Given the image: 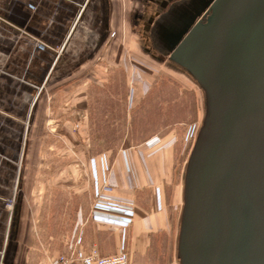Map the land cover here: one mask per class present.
<instances>
[{
  "label": "rangeland",
  "instance_id": "374dc122",
  "mask_svg": "<svg viewBox=\"0 0 264 264\" xmlns=\"http://www.w3.org/2000/svg\"><path fill=\"white\" fill-rule=\"evenodd\" d=\"M125 1L135 12L123 22L131 28L124 29L120 43L91 47L92 56L76 62L74 75L42 91L31 116L21 185L2 202L9 214L13 210V235L20 222L25 223L20 264H48L49 258L67 251V238H79L77 231L71 238L65 236L69 220L85 218L80 215L92 202L91 159L98 161L103 154L109 163L113 153L126 148L147 154L148 164L155 168L164 166L161 176L167 179V222L149 236V228L141 230V217L136 216L132 243H123L129 264H178L175 245L182 178L203 116V95L192 78L152 50L139 22L144 0ZM166 154L172 161L168 176ZM13 160L18 165V157ZM147 192L139 199V215L149 209ZM35 220L41 222L40 242L47 245L40 250L33 245L39 243ZM75 223L81 226V221Z\"/></svg>",
  "mask_w": 264,
  "mask_h": 264
},
{
  "label": "water",
  "instance_id": "95a60500",
  "mask_svg": "<svg viewBox=\"0 0 264 264\" xmlns=\"http://www.w3.org/2000/svg\"><path fill=\"white\" fill-rule=\"evenodd\" d=\"M144 2L139 22L152 50L203 95L182 178L177 262L264 264V0Z\"/></svg>",
  "mask_w": 264,
  "mask_h": 264
},
{
  "label": "crops",
  "instance_id": "0c3cea01",
  "mask_svg": "<svg viewBox=\"0 0 264 264\" xmlns=\"http://www.w3.org/2000/svg\"><path fill=\"white\" fill-rule=\"evenodd\" d=\"M126 3L123 0H0V264H20L25 252L21 239L25 223L20 222L13 235V210L9 214L2 202L21 185V162L28 125L37 101L48 85L54 86L74 75L76 62L87 61L92 56L91 47L120 43L124 29L131 28L123 22L135 12ZM15 157L19 159L18 165L13 160ZM146 157L147 154L129 148L112 154L105 174L111 189L105 193L116 200L131 203L134 215L131 224L124 228L95 221L90 217L92 202H89L85 215H80L85 218H71L65 236L71 238L77 233L81 253L97 245L101 254L108 255L120 243L131 245L134 234L131 229L136 216L141 217V230L142 226L149 228V236H154L155 233L151 232L166 224L167 179L161 176L165 167L149 165ZM170 158V154H166V176L172 164ZM102 178L99 172L98 179L102 181ZM89 185L92 199L93 186ZM146 190L149 209L139 215L142 210L139 199ZM76 220L81 221L80 227L73 224ZM34 227L39 230L34 232L39 243L33 245L40 250L47 246L40 242L41 222ZM57 236L60 235L56 233ZM67 239L64 249L68 250L76 239Z\"/></svg>",
  "mask_w": 264,
  "mask_h": 264
},
{
  "label": "built area",
  "instance_id": "2783aa9c",
  "mask_svg": "<svg viewBox=\"0 0 264 264\" xmlns=\"http://www.w3.org/2000/svg\"><path fill=\"white\" fill-rule=\"evenodd\" d=\"M98 159V161L94 158L91 159V166L95 170V180L92 183L90 217L95 221L113 223L124 228L131 224L134 207L131 203L116 200L105 193L111 189L105 179L109 164L104 155ZM99 172L103 175L102 181L98 179ZM6 207H8V204ZM79 243L80 237L76 239L74 245L67 251L49 258V264H129L123 244L117 248L115 253L103 255L97 245H93L87 252L81 253L78 248Z\"/></svg>",
  "mask_w": 264,
  "mask_h": 264
}]
</instances>
